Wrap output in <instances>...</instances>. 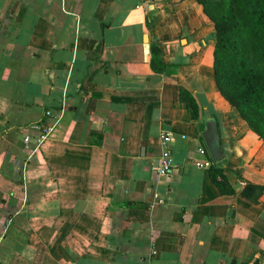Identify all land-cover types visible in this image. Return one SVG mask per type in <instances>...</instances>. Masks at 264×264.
<instances>
[{
    "label": "crops",
    "instance_id": "1",
    "mask_svg": "<svg viewBox=\"0 0 264 264\" xmlns=\"http://www.w3.org/2000/svg\"><path fill=\"white\" fill-rule=\"evenodd\" d=\"M216 42L198 0H0V264H264V140Z\"/></svg>",
    "mask_w": 264,
    "mask_h": 264
},
{
    "label": "trees",
    "instance_id": "2",
    "mask_svg": "<svg viewBox=\"0 0 264 264\" xmlns=\"http://www.w3.org/2000/svg\"><path fill=\"white\" fill-rule=\"evenodd\" d=\"M198 2L216 28L214 75L219 91L264 140V0ZM180 98L197 119L199 106L192 93L182 88ZM216 164L209 168L213 181L221 192L232 193ZM263 191L264 185L248 183L242 192L258 201Z\"/></svg>",
    "mask_w": 264,
    "mask_h": 264
},
{
    "label": "built area",
    "instance_id": "3",
    "mask_svg": "<svg viewBox=\"0 0 264 264\" xmlns=\"http://www.w3.org/2000/svg\"><path fill=\"white\" fill-rule=\"evenodd\" d=\"M153 1L157 2L159 0H153ZM46 114L48 116L51 115V111H47ZM34 126L37 128L39 132V137H38L39 140L45 138L46 136L52 133L53 126L45 121L37 122ZM173 140L174 137L170 132L164 133L161 137V153L158 157L159 161L157 165V171L161 176H168L174 167V158L170 148L171 142ZM200 152L202 154L206 153L204 149H200ZM196 165L198 167L210 168L212 166V163L211 161L206 160V161H198L196 162Z\"/></svg>",
    "mask_w": 264,
    "mask_h": 264
},
{
    "label": "water",
    "instance_id": "4",
    "mask_svg": "<svg viewBox=\"0 0 264 264\" xmlns=\"http://www.w3.org/2000/svg\"><path fill=\"white\" fill-rule=\"evenodd\" d=\"M212 147H215L212 152H213V155L215 158H217V153L215 152V150H217L219 148V144H218V141L216 140L215 143L213 144Z\"/></svg>",
    "mask_w": 264,
    "mask_h": 264
}]
</instances>
